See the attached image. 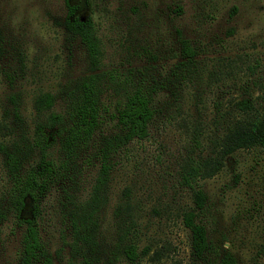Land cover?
<instances>
[{
    "label": "rangeland",
    "instance_id": "1",
    "mask_svg": "<svg viewBox=\"0 0 264 264\" xmlns=\"http://www.w3.org/2000/svg\"><path fill=\"white\" fill-rule=\"evenodd\" d=\"M70 2L78 16L97 23L105 66L151 65L157 77H167L181 59L177 30L198 50L192 75L168 79L157 97L163 114L177 118L133 143L130 158L113 173L102 232L108 241L115 235L113 210L129 189L142 209L141 245L150 243L152 253L168 247L161 260L146 258L141 264H200L192 258L189 230L180 217L182 208L194 206L191 190L179 181L192 141L184 122L198 120L213 127L217 108L231 112L234 101L247 95L264 108V0ZM67 10L66 0H0V119L11 107L10 95L18 94L32 128L36 95L58 91L89 70L85 47L64 28ZM3 177L0 170V187ZM200 184L214 219L210 234L215 245L232 248L240 264H264L258 253L264 242V150L227 153L222 170ZM56 196L48 199L44 223L53 249L61 244ZM22 215L31 216L29 206ZM19 238L10 225L5 227L0 264H16Z\"/></svg>",
    "mask_w": 264,
    "mask_h": 264
},
{
    "label": "trees",
    "instance_id": "2",
    "mask_svg": "<svg viewBox=\"0 0 264 264\" xmlns=\"http://www.w3.org/2000/svg\"><path fill=\"white\" fill-rule=\"evenodd\" d=\"M64 28L70 39L85 47L89 70L63 83L58 91H41L33 104V127L25 117L20 96L9 97L11 107L0 119V155L4 171L0 187V255L3 234L20 235L16 264H141L161 260L163 245H141L140 204L126 189L113 210L115 235L102 232V214L108 204L113 173L130 158L132 144L147 139L154 127H165L177 116L163 114L157 101L167 80L192 75L198 50L177 35L181 59L169 73L157 77L149 66L104 64L102 37L94 18L83 19L66 0ZM255 83V81H254ZM262 84V83H261ZM264 89V86H261ZM253 97L234 101L232 111L217 108L213 127L198 120L184 122L191 129L190 147L182 160L179 181L191 190L193 207L180 217L189 230L191 255L200 264H240L235 251L215 245L214 224L208 214L201 180L223 168L225 155L239 150H264V108ZM176 110V109H174ZM178 112V109L174 112ZM195 122V123H194ZM57 195L61 244L53 249L45 236L48 199ZM29 206L30 217L22 213ZM11 223V224H10ZM264 257V242L259 249ZM1 257V256H0Z\"/></svg>",
    "mask_w": 264,
    "mask_h": 264
}]
</instances>
